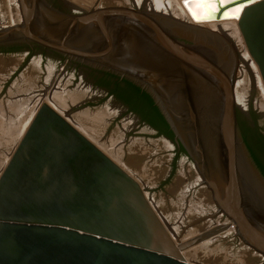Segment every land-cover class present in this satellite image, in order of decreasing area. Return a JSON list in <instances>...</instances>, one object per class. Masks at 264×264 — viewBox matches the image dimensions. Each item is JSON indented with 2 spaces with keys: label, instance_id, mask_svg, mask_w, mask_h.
<instances>
[{
  "label": "water",
  "instance_id": "water-1",
  "mask_svg": "<svg viewBox=\"0 0 264 264\" xmlns=\"http://www.w3.org/2000/svg\"><path fill=\"white\" fill-rule=\"evenodd\" d=\"M17 1L21 18L0 29V49H41L148 93L218 214L264 261V176L239 126L228 38L132 6ZM195 1L220 22L238 8L231 19L264 83V0ZM212 235L177 244L141 184L48 104L0 177V264H190L182 252Z\"/></svg>",
  "mask_w": 264,
  "mask_h": 264
},
{
  "label": "rangeland",
  "instance_id": "rangeland-1",
  "mask_svg": "<svg viewBox=\"0 0 264 264\" xmlns=\"http://www.w3.org/2000/svg\"><path fill=\"white\" fill-rule=\"evenodd\" d=\"M66 1L73 3L74 10L84 11L116 5L139 8L134 0ZM66 9L73 11L70 6ZM16 12L11 0H0V29L18 23ZM227 23L231 22L216 25ZM220 30L230 41L236 57L235 76L240 82L236 86L238 112L264 133V84L260 81L259 69L241 34L224 26ZM16 48L18 50H0V170L26 131L25 122L37 103L39 90L56 74L54 80L65 89H55L56 96L66 97L62 103L57 102L62 105L58 106V112L69 122L78 123L79 131L138 180L175 240L182 242L214 229L213 223L219 219L211 215L217 213L208 216L202 213L203 208L209 213L215 208L211 194L204 187L193 186L198 182L197 175L190 169V160L180 152V147L167 148L166 139L143 123L141 116L130 112L125 103L111 96L112 87L103 86L104 80L86 66L41 49ZM36 62H39L38 68ZM83 88H91L92 96L84 95ZM73 92L76 98L79 96L76 104H73V96L69 98ZM26 93L29 100L35 98L29 104L31 108H28ZM47 100L55 105L52 99ZM83 115H87L86 118ZM218 224H224V220ZM186 258L193 264H264L234 234L205 242L187 252Z\"/></svg>",
  "mask_w": 264,
  "mask_h": 264
},
{
  "label": "bare ground",
  "instance_id": "bare-ground-1",
  "mask_svg": "<svg viewBox=\"0 0 264 264\" xmlns=\"http://www.w3.org/2000/svg\"><path fill=\"white\" fill-rule=\"evenodd\" d=\"M135 1V4L136 5H138V7L139 8H141V9H146V10H150V11H153V12H156V13H160V14H165V15H171V16H174V17H176L177 19H179V20H190V22H192L193 24H195V25H200L201 27H204V28H202V29H206V30H208V31H210V32H212L213 34H217V35H219L220 37H223L224 35H222V34H220V32H221V30H220V28H222V26H224L225 28H227L228 27V29H231V30H235L236 29V31L239 33V35L241 34V32H240V29H239V26H238V20L237 19H231V17H233V15H231V13L232 14H234V13H236V11L238 10V8L237 9H231L230 10V12H228V15H226L225 16V19H223V21H216V20H210V19H208V18H205V13H206V11L204 12V10H203V8H200V5H198L197 4V1H195V0H134ZM184 1H187L186 3H184ZM232 0H222V3L223 4H226V3H229V2H231ZM68 2V6H70L72 9H73V7H74V5H73V3L71 2V1H67ZM11 4H13L15 7H16V17L17 18H21L20 17V12H19V9H18V1L17 0H11ZM12 6V5H11ZM187 6H188V8H190L191 10H193L194 11V13H195V15L197 16V17H199L196 21H194L192 18H191V16L189 15V11H188V8H187ZM137 7V6H136ZM209 8L212 10V11H216V9H217V7H216V4H215V2H210L209 3ZM20 20V19H19ZM14 21H16V20H14ZM225 22H231V23H227V24H224V25H222V26H218V25H216V24H220V23H225ZM201 23V24H200ZM13 24H14V22H13ZM235 29H234V28ZM240 36H242V35H240ZM225 37V36H224ZM227 37V36H226ZM247 52V51H246ZM250 55V54H249ZM253 60V59H252ZM255 63V62H254ZM256 64V63H255ZM38 66H39V62L37 63H35V67L36 68H38ZM51 68V67H50ZM40 70V69H39ZM48 70H49V67H48ZM49 71H51V70H49ZM53 71V70H52ZM63 72L65 73L64 75H66V72H65V69H63ZM54 75V78H52L53 80H51L50 81V79H51V77L48 79V83H44V87H42L40 90H39V92H40V94H41V96H40V94H39V97H38V99H37V103H36V105H35V107L33 108V110H30L29 111V116H28V118H27V120H26V122L25 123H27V128H28V126L31 124V122L33 121V119H34V117H35V115L38 113V111H39V109L44 105V104H48L49 106H51L53 109L55 108V110L58 112V106L59 107H61L62 105L61 104H58L57 102H59V103H62V101L63 100H65L66 99V97H64V96H60V98H59V96H56V92H55V89L56 90H65V89H63V85L62 84H57V81L56 80H54V79H56V74H53ZM259 77L261 78V75H260V73H259ZM57 78L58 79H61L60 77H58L57 76ZM262 79V78H261ZM260 79V81L262 82L263 80H261ZM22 80H24V77L22 78ZM28 83V82H27ZM236 86L238 85V83H240V82H237L236 81ZM263 83V82H262ZM55 84H57V85H55ZM264 84V83H263ZM51 89V90H50ZM81 90V89H80ZM262 90L264 91V88L262 87ZM77 91H79V90H77ZM84 91H86L84 88H83V92ZM80 92V91H79ZM78 92V93H79ZM82 93V92H81ZM29 93H26V98L28 97L27 95H28ZM69 95V94H68ZM77 95V94H76ZM84 95H87L85 92H84ZM71 96H73V103L74 104H76V103H78L79 101H78V97L76 98V96H75V94L73 93H70V96H69V98H72ZM20 97H22L21 95H20ZM37 98V97H36ZM35 99V98H34ZM33 99V100H34ZM47 99H52V103L53 104H55V105H51V102L50 101H48ZM58 99V100H57ZM33 100H29V98H27V101H28V108H31V107H29V104L31 103V101H33ZM26 106V105H25ZM63 108V107H62ZM61 108V109H62ZM62 110H66V109H62ZM61 115H63V114H61ZM64 116V115H63ZM83 116H85V118H86V115H83ZM69 121V120H68ZM76 128H77V126L74 124V123H72ZM78 124V123H77ZM79 125V124H78ZM79 127H80V125H79ZM28 130V129H27ZM81 132V131H80ZM82 133V132H81ZM83 134V133H82ZM25 135V134H24ZM24 136H22L21 138H20V140H19V142H18V144H17V146L19 145V143H20V141L22 140V138H23ZM87 137V136H86ZM88 138V137H87ZM89 139V138H88ZM90 140V139H89ZM93 142V141H92ZM165 142V145H166V147L167 148H169V149H172V148H174L173 147V145L168 141V140H165L164 141ZM94 144H95V142H93ZM97 145V144H96ZM17 146H16V148H17ZM98 147V146H97ZM105 154H107L101 147H99ZM15 151V150H14ZM14 151L11 153V156L9 155L8 157V159H6L5 161V163H3V166H2V168H1V170H0V177H1V175H2V173L4 172V170H5V168L7 167V165H8V163L10 162V160H11V158H12V154L14 153ZM108 155V154H107ZM109 155H111V154H109ZM108 155V156H109ZM111 159H113L116 163H117V161L113 158V157H111V156H109ZM118 164V163H117ZM188 164V163H187ZM189 166H191V170H193L195 173H196V175H197V183H195V184H193V186L195 187V186H197V187H199V186H201V187H204V189H206L205 188V186L203 185V182H202V179H201V177H200V175L198 174V172H197V170H196V168L194 167V165H193V163H191L190 162V164H189ZM122 167V166H121ZM133 176V175H132ZM135 178V177H134ZM136 179V178H135ZM137 180V179H136ZM138 181V180H137ZM142 186V185H141ZM143 187V186H142ZM192 188V187H191ZM145 190V189H144ZM189 191V190H188ZM188 191H186V193H185V196H187V193H188ZM146 193V192H145ZM147 195V194H146ZM148 197V196H147ZM148 199H149V197H148ZM150 201V200H149ZM151 202V201H150ZM152 204V203H151ZM214 207L215 208H213V210L211 211V213H209V212H207L206 211V209L205 208H203V210H202V213L203 214H207V216L208 215H211L212 213L213 214H215V212L217 213L215 216L214 215H211V218H213V217H218V221L217 222H212L213 223V227H214V229L213 230H211V231H213L214 232V235H212L211 237H207L206 239H204L202 242H200V243H198V244H196V245H193L192 247H190V248H188L187 250H184L183 252H182V255H183V257L185 258V260L187 261V262H189L190 264H193V263H191L190 262V260H188L186 257H187V252H189L191 249H194L195 247H197V246H200L201 244H203V243H205V242H208V241H210V240H212V239H214V238H218V237H223V238H226L227 236H229V235H235V237H236V231L235 230H233L231 227H229V225H228V219H226V220H224V218L225 217H223V216H221V215H219L218 214V212H217V208H216V206L214 205ZM155 209V208H154ZM157 212V211H156ZM159 215V214H158ZM213 216V217H212ZM160 217V216H159ZM161 218V217H160ZM224 220V224H218L219 222H221V220L222 219ZM221 219V220H220ZM162 220V219H161ZM163 221H165V220H163ZM164 224V223H163ZM165 225V224H164ZM166 227V226H165ZM167 228V227H166ZM169 231V230H168ZM223 231H225V232H223ZM201 235H203V234H199V235H194V236H192L191 238H189V239H186L185 241H182V242H178L177 240H175L174 238V240H175V242L177 243V244H179V243H185V242H188V241H190V240H193V239H195V238H197V237H200ZM236 239H237V237H236ZM242 244V243H241ZM244 247H246L249 251H251L247 246H245L244 244H242ZM252 253H254L253 251H251ZM255 254V253H254ZM256 256H258L257 254H255ZM259 257V256H258Z\"/></svg>",
  "mask_w": 264,
  "mask_h": 264
},
{
  "label": "trees",
  "instance_id": "trees-1",
  "mask_svg": "<svg viewBox=\"0 0 264 264\" xmlns=\"http://www.w3.org/2000/svg\"><path fill=\"white\" fill-rule=\"evenodd\" d=\"M9 49L18 50L16 47ZM104 74V82L101 84L107 88L114 85L111 94L125 103L130 112L141 116L143 123H147L157 130L158 135H166L172 140L175 138L169 124L148 93L127 80H120L109 73ZM107 78H110V80H107ZM113 80H117L116 83H113ZM240 129L252 158L264 176V133L258 127H247L243 122L240 123ZM180 152L186 155L183 147H180Z\"/></svg>",
  "mask_w": 264,
  "mask_h": 264
},
{
  "label": "flooded vegetation",
  "instance_id": "flooded-vegetation-1",
  "mask_svg": "<svg viewBox=\"0 0 264 264\" xmlns=\"http://www.w3.org/2000/svg\"><path fill=\"white\" fill-rule=\"evenodd\" d=\"M54 2L59 6V7H61V8H64V9H66V7H68V2L66 1V0H54ZM81 67H83V65H81ZM85 67V66H84ZM87 70H89V71H91V72H95L97 75H99L103 80H104V78H105V74L103 73V72H100V71H97V70H94V69H91V68H89V67H85ZM84 68V69H85ZM107 80H110V78H107ZM116 81L117 80H113V83H116ZM112 88L114 87V85H112L111 86ZM88 88H85V90L86 91H84L87 95H89V96H92L91 95V92H92V90H91V88H89L88 90H87ZM74 93V92H73ZM88 93H90V94H88ZM110 93H111V91H110ZM111 96H114L115 98H117L115 95H112L111 94ZM74 104V103H73ZM129 108V107H128ZM128 110V109H127ZM87 116V115H86ZM238 120H239V126H240V123H242L243 122V124H245L247 127H256V125H254V124H252L251 122H250V120L247 118V117H243L242 115H240V113L238 112ZM73 123L77 126L78 124L77 123H75V121H73ZM151 127V126H150ZM155 130V129H154ZM156 131V134H158V131L157 130H155ZM160 136H162V137H164L163 139H166V140H168L172 145H173V147L175 148V146H177V147H179L178 145H177V143H176V141H175V138L172 140L171 138H169L168 136H166V135H160ZM174 148H172V149H174Z\"/></svg>",
  "mask_w": 264,
  "mask_h": 264
},
{
  "label": "built area",
  "instance_id": "built-area-1",
  "mask_svg": "<svg viewBox=\"0 0 264 264\" xmlns=\"http://www.w3.org/2000/svg\"><path fill=\"white\" fill-rule=\"evenodd\" d=\"M224 220H226V218H224ZM229 221V220H228ZM228 225H229V227H231L233 230H237V228H236V226H235V224L233 223V222H231V221H229L228 222Z\"/></svg>",
  "mask_w": 264,
  "mask_h": 264
},
{
  "label": "crops",
  "instance_id": "crops-1",
  "mask_svg": "<svg viewBox=\"0 0 264 264\" xmlns=\"http://www.w3.org/2000/svg\"><path fill=\"white\" fill-rule=\"evenodd\" d=\"M29 126H30V125H29ZM29 126H28V128H29ZM28 128H26V131H27ZM26 131L24 132V134L26 133ZM24 134H23V136H24Z\"/></svg>",
  "mask_w": 264,
  "mask_h": 264
}]
</instances>
